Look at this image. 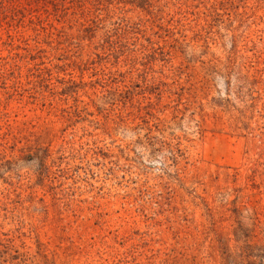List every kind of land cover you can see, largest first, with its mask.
I'll return each mask as SVG.
<instances>
[{
  "label": "rangeland",
  "instance_id": "rangeland-1",
  "mask_svg": "<svg viewBox=\"0 0 264 264\" xmlns=\"http://www.w3.org/2000/svg\"><path fill=\"white\" fill-rule=\"evenodd\" d=\"M162 15L135 27L163 79L140 118L130 69L104 99L82 86L117 62L89 61L94 23L0 33V238L23 263L264 264V0Z\"/></svg>",
  "mask_w": 264,
  "mask_h": 264
},
{
  "label": "trees",
  "instance_id": "trees-1",
  "mask_svg": "<svg viewBox=\"0 0 264 264\" xmlns=\"http://www.w3.org/2000/svg\"><path fill=\"white\" fill-rule=\"evenodd\" d=\"M172 4L173 0H160L159 2L158 0H0V33L8 32L9 37H12L11 31L21 34L23 33L22 29H28L40 36V29L47 34L45 29L53 21L62 27H66L69 20L75 21V19L78 20V26L88 27L94 23L98 32L102 30L101 36L103 37L96 45L98 53H93L94 49L90 47L89 61L90 59L95 60L93 58L95 55L102 60H105L102 57L106 56V59L109 60L106 61L107 63L111 62L113 58L117 62L110 66L102 63L100 65L101 75H95L98 78L97 82L95 84L94 81L85 82L82 86L85 89H88L89 85L94 86L93 91L96 98L104 99L107 97L106 95L112 92H121L128 83L131 85L135 81L142 83L143 86H139L138 91L140 94H135L130 105H137L138 109L130 111L128 104H126L125 109L133 115L137 113L138 118H140L141 113L150 104V96H152L151 92L155 84L163 79L156 78L154 75H145L139 68V66H143L142 62L150 57V50L155 45L147 44L145 37L139 35L135 27H142L137 22H148L147 18H150V14H154L156 10L163 14L160 21H165L164 14L169 11ZM69 6L72 10L69 9ZM174 7L177 11L180 10L179 3L174 4ZM58 37L61 41H67L68 35ZM43 56L38 60L40 62L46 60L41 65L44 66V69L55 67L53 65L54 60H52L55 57L51 53L46 52ZM27 66L31 68L34 64L30 63ZM124 68L130 69L131 77L126 79L125 87H122L114 79ZM101 76L104 77V80ZM100 77L102 80L99 79ZM86 94L88 93L86 92ZM93 102L94 100L90 96L88 104ZM28 145L30 144H27V149H33L31 145ZM5 157L7 158V152ZM4 236L5 239L0 238V247L4 248V250L0 248V255L5 256L3 264H10L15 260H19L17 264H26V260L25 263L22 262L26 254L15 248V237H11L10 234Z\"/></svg>",
  "mask_w": 264,
  "mask_h": 264
}]
</instances>
